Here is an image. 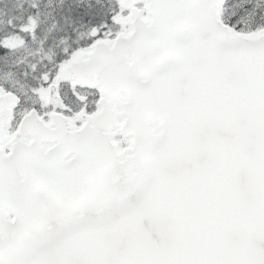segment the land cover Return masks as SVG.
<instances>
[{"label":"snow or ice","instance_id":"1","mask_svg":"<svg viewBox=\"0 0 264 264\" xmlns=\"http://www.w3.org/2000/svg\"><path fill=\"white\" fill-rule=\"evenodd\" d=\"M0 264H264V0H0Z\"/></svg>","mask_w":264,"mask_h":264}]
</instances>
